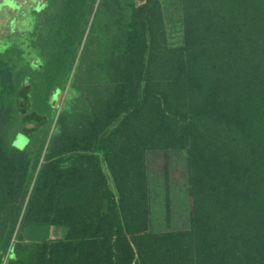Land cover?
I'll list each match as a JSON object with an SVG mask.
<instances>
[{
	"label": "trees",
	"instance_id": "trees-1",
	"mask_svg": "<svg viewBox=\"0 0 264 264\" xmlns=\"http://www.w3.org/2000/svg\"><path fill=\"white\" fill-rule=\"evenodd\" d=\"M182 8L179 45L162 0H48L42 68L0 43V264H264V0ZM172 151L190 226L156 230L149 154L168 177ZM31 223L58 236L27 241Z\"/></svg>",
	"mask_w": 264,
	"mask_h": 264
},
{
	"label": "rangeland",
	"instance_id": "rangeland-1",
	"mask_svg": "<svg viewBox=\"0 0 264 264\" xmlns=\"http://www.w3.org/2000/svg\"><path fill=\"white\" fill-rule=\"evenodd\" d=\"M18 1L25 3L20 10H18V8L15 10L12 9V7H17L15 1H6V4L11 8L5 7L0 13V36H5L8 30L10 32V26L17 20V16L19 17V15H22L21 11L24 10L26 12L27 6L33 4L31 0ZM162 1L164 3L170 42L174 45L182 44L184 36L182 0ZM40 8L38 10H40ZM14 27L17 28L16 25H14ZM20 30L23 31L22 29ZM7 38H9V36ZM7 38L4 37V41L11 42L13 36H10L9 39ZM73 75L74 72H72L67 90L60 95L58 101L60 109L71 95L70 86L74 77ZM33 109L37 111L36 108L33 107ZM28 138L27 134L22 133L19 139H17L16 145L20 148H25L29 143ZM169 156L170 167L169 176L167 177L166 155L161 152H151L149 154L152 181L153 222L156 230L180 229L190 226V192L187 153L185 151H172ZM105 170L110 176L112 186L115 188L114 180L106 166ZM53 235L55 238L58 236L56 232H54Z\"/></svg>",
	"mask_w": 264,
	"mask_h": 264
},
{
	"label": "flooded vegetation",
	"instance_id": "flooded-vegetation-1",
	"mask_svg": "<svg viewBox=\"0 0 264 264\" xmlns=\"http://www.w3.org/2000/svg\"><path fill=\"white\" fill-rule=\"evenodd\" d=\"M7 0H0V13L4 10L5 7L9 8L10 6L6 4ZM15 1V5L17 6L16 8L12 7L13 10L17 9L20 10L25 3L20 2L18 0H13ZM33 4L27 6V11L25 12L24 10L21 11L22 15L17 16V20H15L12 25L10 26V32L8 30L7 34L5 36H0V41L2 42L4 40V37L7 38L9 36H18L20 40L23 41V43L28 42L29 44L27 46L28 53L31 51L35 52L31 48V36L33 33V30H35V36H39V26L37 23L40 22V8L41 5L47 3L48 0H36L33 1ZM11 8V7H10ZM16 25L17 28L14 27ZM22 29L23 31H21ZM24 34V35H23ZM7 36V37H6ZM7 38V39H9ZM40 51L35 52V56L30 58V63L34 65V63H37V58L41 57ZM42 58V57H41Z\"/></svg>",
	"mask_w": 264,
	"mask_h": 264
},
{
	"label": "water",
	"instance_id": "water-1",
	"mask_svg": "<svg viewBox=\"0 0 264 264\" xmlns=\"http://www.w3.org/2000/svg\"><path fill=\"white\" fill-rule=\"evenodd\" d=\"M35 56V52L31 51L29 53V57L32 58ZM37 63H34V66L38 68H42L44 63L41 57L37 58ZM19 101L21 107L24 108L26 105V97L25 95H20ZM40 121L38 119H30L26 121V126L29 129H34L38 127ZM55 226L51 224H43V223H31L24 227V238L27 241H47L54 237Z\"/></svg>",
	"mask_w": 264,
	"mask_h": 264
}]
</instances>
